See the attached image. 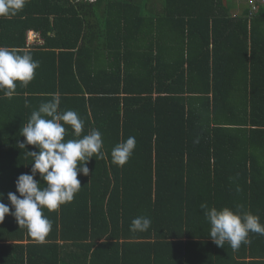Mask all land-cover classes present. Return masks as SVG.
Masks as SVG:
<instances>
[{"label":"trees","instance_id":"1","mask_svg":"<svg viewBox=\"0 0 264 264\" xmlns=\"http://www.w3.org/2000/svg\"><path fill=\"white\" fill-rule=\"evenodd\" d=\"M262 1L233 15L229 0H26L0 17V46L40 65L11 98L0 92L2 202L14 212L8 193L19 196L27 152L39 151L19 148L21 129L53 94L59 111L84 120L80 138L96 129L103 140L74 199L44 209L43 242L14 215L0 222V264H264V235L219 247L201 208L264 224ZM29 31L44 44L29 46ZM64 126L66 140L77 138ZM130 136L136 148L118 166L112 149ZM138 216L148 230H131Z\"/></svg>","mask_w":264,"mask_h":264},{"label":"clouds","instance_id":"2","mask_svg":"<svg viewBox=\"0 0 264 264\" xmlns=\"http://www.w3.org/2000/svg\"><path fill=\"white\" fill-rule=\"evenodd\" d=\"M25 3L26 0H0V17L15 15L24 8ZM39 66V61L34 60L30 53L21 55L0 46V92L11 98L17 87L16 82L27 86L34 79ZM25 104L28 106L27 100ZM59 105L58 94H53L51 100L41 103L38 110L31 112L27 124L21 129L20 135L25 140L18 144L19 148L27 149V145H34L39 151L27 152L33 158V163L31 174H21L16 181L19 196L8 193L14 212L2 202L3 193H0V222L6 215H14L20 228H26L30 237L40 242L45 240L52 228L44 209L55 211L71 202L81 188L78 174L89 175L87 162L94 155H103L102 133L93 129L80 138L84 120L73 110L59 111ZM65 124L71 126L77 138L65 139ZM136 143L134 136L118 143L111 152L112 162L118 166L125 165ZM37 174L46 182L44 187L35 179ZM201 208L210 224L209 236L219 247H224L227 242L235 251L241 244L250 243V233L264 235V224H261L259 216L251 212L234 211L227 206L209 208L207 204H202ZM150 226V218L138 216L132 220L130 228L133 232L146 231Z\"/></svg>","mask_w":264,"mask_h":264},{"label":"rangeland","instance_id":"3","mask_svg":"<svg viewBox=\"0 0 264 264\" xmlns=\"http://www.w3.org/2000/svg\"><path fill=\"white\" fill-rule=\"evenodd\" d=\"M258 0H229V3L232 5L231 14L240 15L242 12L248 7L254 8L256 7V3ZM264 2V1H262Z\"/></svg>","mask_w":264,"mask_h":264},{"label":"crops","instance_id":"4","mask_svg":"<svg viewBox=\"0 0 264 264\" xmlns=\"http://www.w3.org/2000/svg\"><path fill=\"white\" fill-rule=\"evenodd\" d=\"M28 33H29V34H28V45H29V46H31V47H37V46H41V45L44 44V41L41 43L40 41L32 42V41L29 40V36H30L31 34H34L35 31H29ZM35 34H37V33H35ZM31 47H30V48H31ZM1 104H2V101L0 100V105H1ZM37 110H38V109H37ZM5 141H6V139L2 138V137H1V134H0V151H1V148H2V144H4ZM0 154H1V152H0Z\"/></svg>","mask_w":264,"mask_h":264},{"label":"built area","instance_id":"5","mask_svg":"<svg viewBox=\"0 0 264 264\" xmlns=\"http://www.w3.org/2000/svg\"><path fill=\"white\" fill-rule=\"evenodd\" d=\"M76 1H81V0H76ZM89 2H93V1H96V0H88ZM29 40L32 41V42H35V41H40L41 43L43 42L40 35L39 34H31L29 36Z\"/></svg>","mask_w":264,"mask_h":264}]
</instances>
